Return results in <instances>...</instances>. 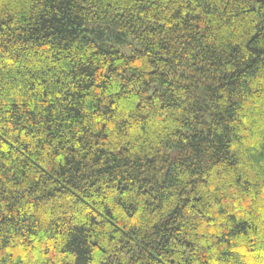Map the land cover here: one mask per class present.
I'll return each instance as SVG.
<instances>
[{
	"label": "trees",
	"instance_id": "1",
	"mask_svg": "<svg viewBox=\"0 0 264 264\" xmlns=\"http://www.w3.org/2000/svg\"><path fill=\"white\" fill-rule=\"evenodd\" d=\"M0 264H264V0H0Z\"/></svg>",
	"mask_w": 264,
	"mask_h": 264
},
{
	"label": "rangeland",
	"instance_id": "2",
	"mask_svg": "<svg viewBox=\"0 0 264 264\" xmlns=\"http://www.w3.org/2000/svg\"><path fill=\"white\" fill-rule=\"evenodd\" d=\"M129 50H130V49H129ZM129 52H131V50H130Z\"/></svg>",
	"mask_w": 264,
	"mask_h": 264
}]
</instances>
